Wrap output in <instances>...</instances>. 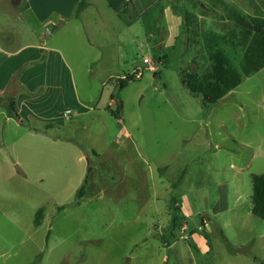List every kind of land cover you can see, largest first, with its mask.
Here are the masks:
<instances>
[{"label": "rangeland", "instance_id": "374dc122", "mask_svg": "<svg viewBox=\"0 0 264 264\" xmlns=\"http://www.w3.org/2000/svg\"><path fill=\"white\" fill-rule=\"evenodd\" d=\"M165 5L188 10L190 30L181 24L156 60L145 45L169 30L157 16ZM230 7L264 13V0H163L142 25L114 17L88 38L71 19L40 30L53 62L30 70L55 78L50 121L77 143L6 121L0 109V264H264V219L251 212V177L264 173V67L208 107L177 73L208 70L201 33H226ZM132 48L142 76L119 88Z\"/></svg>", "mask_w": 264, "mask_h": 264}, {"label": "crops", "instance_id": "0c3cea01", "mask_svg": "<svg viewBox=\"0 0 264 264\" xmlns=\"http://www.w3.org/2000/svg\"><path fill=\"white\" fill-rule=\"evenodd\" d=\"M79 1L7 0L6 10L0 17V95L8 94L14 97L15 108L19 119L8 117L6 108L0 105V109L5 110V112H1L2 115H5L6 121L14 119L26 125L33 132L45 137L48 135L49 129L52 130L50 133L51 139L75 143L77 142L63 128L58 127L50 121L52 120L49 105L51 101L50 91L51 83L55 81V78L52 79L51 75L38 76L36 71L30 70L33 64H36L34 67H38L42 64V61L50 65L53 62V57L50 56L53 48H47L45 41L38 42L42 36L40 30L44 28L45 32L50 34L53 30L50 27L51 25L62 26L67 23L68 19H71L73 23L75 22L76 28L82 31L85 37L88 38L99 31L102 26H111L114 17L125 25L131 26L134 23H140L142 25L144 18L155 7L161 5L163 0H86L87 5L80 11L79 16H76V8ZM126 1H128L127 13L123 14L121 10ZM170 7L168 5L160 7V13L157 15L158 17H164L163 19L166 24L168 22L169 30L165 26L167 36H165L164 30L160 31L158 33L160 37L154 40L155 43L151 45L152 47L147 44L145 45L146 48L158 52L155 58L156 60L163 55V48L166 47L165 45L167 43L170 44V47H174L175 38L178 36L182 24L181 16L174 14ZM90 9H94L97 12L91 14L89 12ZM11 19L16 21L14 30L17 31V36L15 35L14 37L9 35V28H7L9 26L8 20ZM172 27L176 28L175 33L172 31ZM170 36L173 38V43L169 39ZM24 38H29V41H25ZM144 58H148L150 65L153 66V69H149V63L145 62V68L152 71L153 74L159 71L153 63L155 61L147 55H143L142 62H144ZM134 61L136 62V59L132 52L128 61L130 71L140 68ZM45 67L42 70V74H45ZM155 69L157 70L155 71ZM107 76L108 79L106 82L108 83V80L112 79L113 76L110 73ZM109 100L114 102L115 99H111L109 95ZM103 110L106 111L105 109ZM74 112L76 113V111ZM106 112L109 113L108 111ZM161 174L159 177L162 176Z\"/></svg>", "mask_w": 264, "mask_h": 264}, {"label": "trees", "instance_id": "16d2710c", "mask_svg": "<svg viewBox=\"0 0 264 264\" xmlns=\"http://www.w3.org/2000/svg\"><path fill=\"white\" fill-rule=\"evenodd\" d=\"M127 2L121 10L123 14L127 13ZM86 5V0L79 1L76 16H79L80 11ZM179 13L182 19V30L184 33H189L190 12L181 10ZM227 16L233 26L226 33L211 29L201 33L203 58L209 64L208 70L197 74L186 66H181L178 69L180 83L190 94H200L205 107L217 102L230 90L237 87L242 83L244 77H248L264 67V13L246 15L230 7ZM118 79L119 88L126 86V81ZM110 98L113 99L114 95L110 94ZM0 105L6 108L8 117L19 119L13 96L0 95ZM104 109L110 114L118 116V109L113 111L109 105ZM184 172L185 170L181 172L178 182L182 181ZM86 179L76 191L77 200L85 193ZM251 179V212L256 217L264 219V173L252 174ZM43 215L44 207H39L34 214V227L41 224Z\"/></svg>", "mask_w": 264, "mask_h": 264}, {"label": "built area", "instance_id": "2783aa9c", "mask_svg": "<svg viewBox=\"0 0 264 264\" xmlns=\"http://www.w3.org/2000/svg\"><path fill=\"white\" fill-rule=\"evenodd\" d=\"M144 62L149 63V69H153V66L150 65V61L148 58H144ZM141 76H142V69L136 68V69H133V70L127 72L126 74H122L119 78L124 80V81L127 80L128 82H130L134 79L140 78ZM73 114H75V112H73ZM71 115H72V113L69 110H65L63 112V116L70 117Z\"/></svg>", "mask_w": 264, "mask_h": 264}]
</instances>
